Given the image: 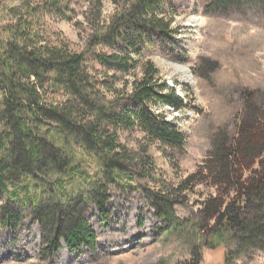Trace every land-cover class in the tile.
Wrapping results in <instances>:
<instances>
[{
  "label": "trees",
  "instance_id": "16d2710c",
  "mask_svg": "<svg viewBox=\"0 0 264 264\" xmlns=\"http://www.w3.org/2000/svg\"><path fill=\"white\" fill-rule=\"evenodd\" d=\"M59 1L19 0L17 6L0 9L5 17L0 20V193L17 200L1 207L0 225L15 227L22 218L32 216L41 231L40 260L46 264H53L51 257L62 242L72 254L82 248L98 250L97 235L85 211L93 204L105 216L108 184L123 166L131 169L142 164L137 154L123 148L120 133L138 129L149 143L181 147L184 136L177 125L154 114L149 105L163 103L175 110L186 106L174 87L160 81L152 61L139 64L147 34L173 32L172 18L158 15L155 0L123 5L111 0L117 13L104 27H91L97 30L89 46L110 38L114 49L112 53L97 51L95 60L115 70L113 79L121 78L117 73L131 77L123 79L117 90L119 99L125 101H117L114 108H106L104 93L91 83L94 77L85 67V53L74 51L44 20L47 13L57 16ZM90 5L99 23L102 2L92 0ZM245 8L264 13V0H204L203 5L205 14L221 16ZM106 82L101 85L113 87ZM243 99L245 113L235 135L216 131L201 170L188 175L174 190L200 183L214 187L215 194L200 202L209 240L204 246L216 249L226 248L228 242L236 244L234 249H225L224 264L251 250L264 251V110L255 106L253 93L243 92ZM119 104L128 105L120 108ZM73 142L91 157L94 173L81 170L82 161L72 162ZM146 158L143 162L152 164ZM77 171L92 180L89 186L66 191L67 186L45 182L51 174L60 180L62 176L72 178ZM145 172L140 169L141 174ZM37 176L45 189L34 202L27 184ZM82 178L87 181L86 176ZM172 194L163 196L169 199ZM172 210L169 205L161 214L170 223L176 220Z\"/></svg>",
  "mask_w": 264,
  "mask_h": 264
},
{
  "label": "rangeland",
  "instance_id": "374dc122",
  "mask_svg": "<svg viewBox=\"0 0 264 264\" xmlns=\"http://www.w3.org/2000/svg\"><path fill=\"white\" fill-rule=\"evenodd\" d=\"M18 1L0 0V9L17 6ZM89 1L92 0H60L57 16L47 13L44 20L74 51L85 53V67L94 77L91 83L104 93L102 102H107L106 108H114L117 101H125L119 99L121 92L117 90L123 79L131 77L117 73L121 78L113 79L111 74L115 70L95 60L93 55L97 51H114L110 38L95 46H89V41L97 30L91 27L98 24L96 27L101 28L109 23L117 13V6L111 0H101V17L96 23V10ZM127 1L135 0H117V3L123 5ZM155 1L158 15L172 18L173 32L167 36L157 32L147 34L139 64L152 61L160 81L174 87L176 94L184 99L186 106L181 110L163 103L149 105L154 114L163 115L166 121L177 125L184 143L181 147L164 146L157 141L149 143L138 129L121 132L119 141L123 148L137 154L142 164L131 169L123 166L108 184L105 216L93 204L85 211V218L97 235L98 250L90 252L82 248L72 254L62 242L51 257L53 264H224L225 249L235 248L232 242L226 248L204 246L209 240L200 202L215 194L214 187L200 183L180 192L174 190L188 175L201 170L216 131L224 129L235 135L237 122L245 113L243 92L253 93L255 106L264 110V13L245 8L227 16L207 15L203 11L204 0ZM1 19L5 20L2 12ZM181 66L189 69L192 80L178 70ZM103 81L113 87L102 86ZM126 91L129 93V88ZM122 105L128 104L119 107ZM77 145V142L70 144L74 153L72 162L82 161L81 170L94 173L93 160ZM146 157L151 158L152 164L143 162ZM140 169L146 174H141ZM78 171L72 178L62 176L60 180H56L59 175L51 174L45 182L67 186L66 191L89 186L92 180L85 172L78 174ZM42 183L37 176L27 184L34 202L40 200L45 189ZM161 191L163 194L159 195ZM168 192L173 194L166 199L163 195ZM170 199L178 201L172 203ZM6 202L17 203V200L0 193V209ZM169 205L176 218L172 223L161 215ZM41 244L40 227L32 216L22 218L15 227L0 225V264H46L40 260ZM228 264H264V251L236 255Z\"/></svg>",
  "mask_w": 264,
  "mask_h": 264
},
{
  "label": "bare ground",
  "instance_id": "6f19581e",
  "mask_svg": "<svg viewBox=\"0 0 264 264\" xmlns=\"http://www.w3.org/2000/svg\"><path fill=\"white\" fill-rule=\"evenodd\" d=\"M191 21V20H190ZM180 72L183 74V76L186 78V79H189V80H192V77H191V74L189 72V69L185 66H181L179 67Z\"/></svg>",
  "mask_w": 264,
  "mask_h": 264
}]
</instances>
